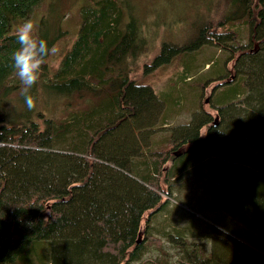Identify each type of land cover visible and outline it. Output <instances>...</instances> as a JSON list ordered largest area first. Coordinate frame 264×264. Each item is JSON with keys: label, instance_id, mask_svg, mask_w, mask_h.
<instances>
[{"label": "trees", "instance_id": "16d2710c", "mask_svg": "<svg viewBox=\"0 0 264 264\" xmlns=\"http://www.w3.org/2000/svg\"><path fill=\"white\" fill-rule=\"evenodd\" d=\"M85 1L72 43L58 48V65L51 71L46 63L38 84L41 93L43 87L68 98L69 106L74 98L86 101L67 118L39 114L40 122L24 111L11 115L7 97L21 87L10 77L16 29L42 0H0V264H264V0L211 8L223 25L215 28L212 20L183 44L163 42L149 63H138L148 50L144 32L132 18L121 26L119 2ZM45 24L43 14L40 34L55 46V25L48 33ZM209 43L221 55L205 71L195 54ZM177 55L181 69L167 86L178 81L172 93L130 75ZM210 83L214 114L201 104ZM184 111L190 120L170 127ZM157 126L164 137L153 138ZM161 176L165 195L173 187L184 196L200 187L202 197L196 204L180 199L188 210L170 206L161 200ZM212 204L225 215H206ZM161 209L166 229L153 237L152 219ZM230 233L250 245L242 243L238 257ZM163 239L172 249H163ZM147 240L154 241L153 253Z\"/></svg>", "mask_w": 264, "mask_h": 264}, {"label": "rangeland", "instance_id": "374dc122", "mask_svg": "<svg viewBox=\"0 0 264 264\" xmlns=\"http://www.w3.org/2000/svg\"><path fill=\"white\" fill-rule=\"evenodd\" d=\"M115 1L119 2L122 11L123 19L121 26L123 27L125 23L129 21L130 18H132L134 21L138 22L139 26L144 32L146 48L148 50L140 55V57L138 58V63H143V62L149 63L152 57H154V55L159 52L160 46L163 42H173V43L183 44L187 42L189 38H194L197 35L196 28L202 25L203 23L206 24L207 22H212L213 20V26L215 28L220 27L221 25H223L224 22L221 21V18L219 17L218 14H215L211 18L213 11H211L210 9L216 7L217 8L216 11L219 12V9L221 8L220 5H224L223 7L225 8L230 2L229 0H115ZM85 2H86L85 0H42V2L37 7L34 8L33 12L30 13L28 17L24 18V20L31 18L38 23L39 17L44 14L46 19L45 29L48 30V33L52 30V28L54 29L53 26L55 25L56 31L54 33L56 35L55 39L57 40L55 43V47L57 49L65 46L68 47L72 43V40L74 39L76 32L80 27L82 21L81 12L84 4H86ZM236 22H239V20H236ZM228 27L229 25L227 26V28ZM245 41H246V31L243 32L242 43H244ZM219 51H221V49L216 44L213 43L204 44L203 46L200 47V49H198V51L195 54V57L197 58L199 64L205 69V71H207V68H210L208 67V64H210L211 66V62H212L211 58L216 55H221ZM179 57L180 55H177L173 57V59L169 63L165 65H161L154 69H148L146 71L144 70L133 71L130 73V75L136 82H141L143 84L150 85L153 90H157V91L165 90L164 93H166L169 90H173L174 86L178 84L177 81L174 84L167 87L170 80H173L174 76L181 69ZM47 63L50 66L49 70L52 71L58 65L59 59L57 58V56L52 55L47 59ZM230 65L231 63L228 62L229 67ZM46 69L48 70V68H46L45 66L44 70ZM10 77L13 78L12 80L13 82L14 80L18 79L16 73L15 74L13 73L12 76ZM212 86L213 83H210L208 86L204 88L203 95L201 98L202 100L201 104L204 105L206 109H209L214 114L215 113L214 110H212V108L208 103V97ZM42 89L43 92L41 93L39 84H37V91H38L37 96L42 97V101L38 102L36 108L33 110L27 109L23 101V98L20 95V86L17 88V90L11 89L8 92L9 95L7 97L9 105L14 106V107L11 106L7 107V109L11 108L10 110L12 109L14 110L12 111L13 113H11V115L17 113L16 115L19 116L20 112L24 111L29 113L28 115L30 116L32 115L31 117L37 118L38 121L40 122L42 120V116H40L39 114H44L45 116H53L54 118H67V116L70 113L75 111L76 109L74 107L75 104L78 108H80L82 107V105H84V101H86V99H84L81 102L80 99L74 98L73 100H71L72 101V103H70L71 106H69L68 98L60 96L57 99L55 95H51L43 87ZM167 93H172V92L169 91ZM183 96L184 94L181 93V97ZM185 99L188 102L190 101L192 103V100H188L189 97H185ZM193 104L195 105V102H193L190 105L193 106ZM189 120H190V112L184 111L180 115H177L173 120H170L171 121L170 127L184 124ZM154 132L155 133L153 134V138L164 137L165 135L164 134L165 130H163L162 127L157 126ZM184 147L185 146H180L176 153L179 154L180 151L184 149ZM156 149L160 150L161 147L151 146V150L157 151ZM164 166L165 167L169 166V161H167ZM159 183H160V187L162 188V190L160 191V194L162 196L161 200L168 198L170 206H177V207L179 206L180 208L188 210L187 207L182 205L180 199L185 200L186 196H188L187 198L191 200V202L195 203L196 201H198L196 198L202 197L201 194L203 190L200 187H192L191 189H193L194 191H189L190 189H186L185 190L187 192L186 196H184V194L179 195L173 187L172 188L173 194L171 193L168 196L162 193L165 192V190L167 189L166 183L163 181V176L160 177ZM204 198L213 201L212 197L209 194H205ZM192 210L193 212H195L194 216L197 219H200L207 223H211L210 220H208L203 216V214L198 213L193 208ZM207 210L208 212H206L207 213L206 215H216L217 217L224 216L226 213L225 211L218 209V207L215 204H212L209 208H207ZM162 212L165 211H162V209L159 210L152 219V224H151L152 227L150 229V233L153 237L162 236L161 231L163 229H166L165 219H167V217ZM141 226H144V223H142ZM216 226L218 227L217 224ZM214 228L215 227H213V229H210V236H213V234L215 235L216 230ZM198 232L199 231L197 230V233ZM217 232L220 233V231L218 230ZM143 233H142V240H143ZM226 236H230L229 239L227 238L229 244L237 245L239 243L235 250V257L241 255L243 250L241 245L242 243H246L247 245H249V243L246 240H244V238L235 236L232 233ZM234 239L237 240L238 243H236ZM199 241H202V244L204 245L206 251L210 252V244H211L210 238L200 239ZM153 242L154 241H149V240L146 241L148 250H151L150 253H153L156 248ZM162 242H163L162 247L165 251L166 250L169 251L170 249H172L171 247H169L170 244L168 245L166 240L163 239ZM260 253L264 254L263 251Z\"/></svg>", "mask_w": 264, "mask_h": 264}, {"label": "clouds", "instance_id": "9594fccd", "mask_svg": "<svg viewBox=\"0 0 264 264\" xmlns=\"http://www.w3.org/2000/svg\"><path fill=\"white\" fill-rule=\"evenodd\" d=\"M16 40L19 48L11 56V66L20 81V95L28 110L36 108L42 97L33 94L43 68L49 56L57 53L55 46L50 47L48 41L41 36L38 23L25 19L16 29Z\"/></svg>", "mask_w": 264, "mask_h": 264}, {"label": "water", "instance_id": "95a60500", "mask_svg": "<svg viewBox=\"0 0 264 264\" xmlns=\"http://www.w3.org/2000/svg\"><path fill=\"white\" fill-rule=\"evenodd\" d=\"M143 231H144V226H140L139 227V230H138V232H137V237H136V239H135V241L138 243V242H140V241H142V233H143Z\"/></svg>", "mask_w": 264, "mask_h": 264}, {"label": "bare ground", "instance_id": "6f19581e", "mask_svg": "<svg viewBox=\"0 0 264 264\" xmlns=\"http://www.w3.org/2000/svg\"><path fill=\"white\" fill-rule=\"evenodd\" d=\"M202 214V213H201Z\"/></svg>", "mask_w": 264, "mask_h": 264}]
</instances>
